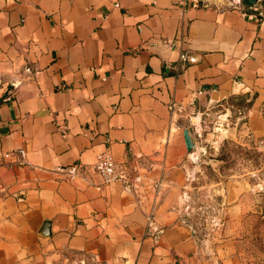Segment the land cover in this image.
<instances>
[{"label": "crops", "instance_id": "crops-1", "mask_svg": "<svg viewBox=\"0 0 264 264\" xmlns=\"http://www.w3.org/2000/svg\"><path fill=\"white\" fill-rule=\"evenodd\" d=\"M261 7L0 0V264H240L187 218L185 131L264 106Z\"/></svg>", "mask_w": 264, "mask_h": 264}, {"label": "rangeland", "instance_id": "rangeland-1", "mask_svg": "<svg viewBox=\"0 0 264 264\" xmlns=\"http://www.w3.org/2000/svg\"><path fill=\"white\" fill-rule=\"evenodd\" d=\"M225 104L240 118L232 130L219 127L217 134L212 123L195 138L190 152L202 150L197 159L191 155L195 161L187 158L192 173L182 186L183 207L202 241L215 236L240 264H264V106L253 123L246 96Z\"/></svg>", "mask_w": 264, "mask_h": 264}, {"label": "built area", "instance_id": "built-area-1", "mask_svg": "<svg viewBox=\"0 0 264 264\" xmlns=\"http://www.w3.org/2000/svg\"><path fill=\"white\" fill-rule=\"evenodd\" d=\"M258 19L264 21V7H261L257 13ZM96 169L102 175L105 183H111L116 180H128L126 168L117 163L111 154L106 151L98 155ZM6 192V186L0 182V196Z\"/></svg>", "mask_w": 264, "mask_h": 264}, {"label": "water", "instance_id": "water-1", "mask_svg": "<svg viewBox=\"0 0 264 264\" xmlns=\"http://www.w3.org/2000/svg\"><path fill=\"white\" fill-rule=\"evenodd\" d=\"M251 2L256 3L257 0H251ZM245 128H248V126H245ZM185 141H186V145H187L188 149L191 151L195 147V143L192 141L188 130L185 131ZM48 228H49V224L46 223L43 227V230H45V229L47 230Z\"/></svg>", "mask_w": 264, "mask_h": 264}, {"label": "bare ground", "instance_id": "bare-ground-1", "mask_svg": "<svg viewBox=\"0 0 264 264\" xmlns=\"http://www.w3.org/2000/svg\"><path fill=\"white\" fill-rule=\"evenodd\" d=\"M194 120H195V119H194ZM196 121L198 122V125L200 126L201 124L199 123V119H196ZM214 135H215V134H214ZM201 150H202V149H200V148L197 149V151H196L195 154H194V158H195V159H197L198 153H200ZM192 159H193V158H192Z\"/></svg>", "mask_w": 264, "mask_h": 264}]
</instances>
